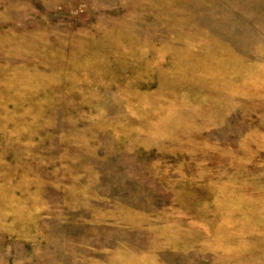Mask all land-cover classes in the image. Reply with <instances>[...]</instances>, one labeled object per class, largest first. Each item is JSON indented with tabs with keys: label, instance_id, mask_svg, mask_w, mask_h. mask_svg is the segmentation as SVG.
Here are the masks:
<instances>
[{
	"label": "rangeland",
	"instance_id": "374dc122",
	"mask_svg": "<svg viewBox=\"0 0 264 264\" xmlns=\"http://www.w3.org/2000/svg\"><path fill=\"white\" fill-rule=\"evenodd\" d=\"M0 264H264V0H0Z\"/></svg>",
	"mask_w": 264,
	"mask_h": 264
}]
</instances>
